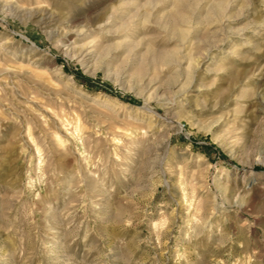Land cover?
Segmentation results:
<instances>
[{
  "label": "rangeland",
  "instance_id": "rangeland-1",
  "mask_svg": "<svg viewBox=\"0 0 264 264\" xmlns=\"http://www.w3.org/2000/svg\"><path fill=\"white\" fill-rule=\"evenodd\" d=\"M0 264H264V0H0Z\"/></svg>",
  "mask_w": 264,
  "mask_h": 264
},
{
  "label": "bare ground",
  "instance_id": "bare-ground-1",
  "mask_svg": "<svg viewBox=\"0 0 264 264\" xmlns=\"http://www.w3.org/2000/svg\"><path fill=\"white\" fill-rule=\"evenodd\" d=\"M165 58V56H163V59Z\"/></svg>",
  "mask_w": 264,
  "mask_h": 264
}]
</instances>
